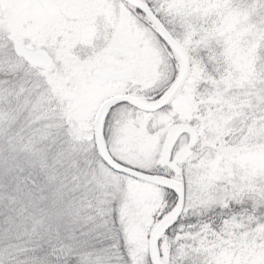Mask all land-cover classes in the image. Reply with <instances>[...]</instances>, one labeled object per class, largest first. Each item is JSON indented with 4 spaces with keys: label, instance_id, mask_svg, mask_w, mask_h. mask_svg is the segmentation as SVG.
<instances>
[{
    "label": "snow or ice",
    "instance_id": "1",
    "mask_svg": "<svg viewBox=\"0 0 264 264\" xmlns=\"http://www.w3.org/2000/svg\"><path fill=\"white\" fill-rule=\"evenodd\" d=\"M0 264H264V0H0Z\"/></svg>",
    "mask_w": 264,
    "mask_h": 264
}]
</instances>
